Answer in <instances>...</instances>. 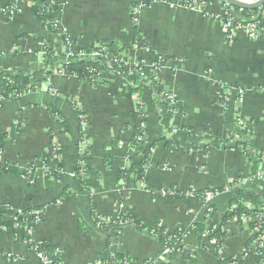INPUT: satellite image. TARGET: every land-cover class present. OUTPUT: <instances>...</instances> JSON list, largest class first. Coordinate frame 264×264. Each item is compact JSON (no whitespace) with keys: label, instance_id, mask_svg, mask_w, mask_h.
<instances>
[{"label":"crops","instance_id":"obj_1","mask_svg":"<svg viewBox=\"0 0 264 264\" xmlns=\"http://www.w3.org/2000/svg\"><path fill=\"white\" fill-rule=\"evenodd\" d=\"M134 1L55 0L59 10L52 16L59 28L51 34L30 12L29 0H0V73L33 74L32 91L16 100L0 95V132H9L22 121L14 139L3 144L0 162L25 168L56 140L65 164L63 177L49 184L43 183L44 173L38 170L37 186H30L19 174L0 172V208L10 205L24 211L44 206L42 220L30 234L41 247L58 249L60 264L100 263L109 232L95 225L92 210L105 220L123 213L150 227L169 230L203 220L200 200L168 199L150 193L147 187L182 194L190 189L223 187L213 203L218 225L232 198L234 205L244 209L252 203L249 189L235 191L230 186L236 177L252 171L249 154L221 146L233 133L245 137L246 149H264V36L249 41L240 32L229 41L218 18L220 0H210L205 10L178 6L174 0L150 4L135 25L131 20ZM10 3L17 13L7 12ZM64 33L76 41V51L112 42L125 61L143 63L147 137L140 148L128 144L136 103L132 77L122 78L110 64L101 62L97 87L67 73L54 72L44 80V72L63 60ZM134 33L148 48L133 43ZM45 45L55 47L51 60L41 58ZM150 51L165 59L156 73ZM153 78L176 101L173 112L160 100L159 85ZM50 87L59 95H51ZM236 89L243 91L241 97ZM73 105L84 119L83 137L90 152L84 165L93 170L84 172L81 184L73 176L81 151L80 122ZM47 106L66 116L70 133L60 132ZM162 137L169 145L160 142L151 149L143 183L135 182L132 175L118 179L117 172L127 166V154L141 152ZM107 151L113 159L108 167L104 164ZM0 222L5 224L0 230V264H42L20 237L10 236L17 227L11 209L0 212ZM221 230L224 237L218 247L222 258L239 256L248 248L251 228L234 219ZM110 240V251L128 256L130 264L145 260L161 264L166 257L155 237L128 222L121 231L111 233ZM182 241L184 252L167 255V264H218V253L208 239L191 233ZM235 264H253V258L242 256Z\"/></svg>","mask_w":264,"mask_h":264},{"label":"trees","instance_id":"obj_2","mask_svg":"<svg viewBox=\"0 0 264 264\" xmlns=\"http://www.w3.org/2000/svg\"><path fill=\"white\" fill-rule=\"evenodd\" d=\"M192 1V0H189ZM205 4H209L210 0H201ZM30 2V12L33 14L34 17H36L40 23L43 25V27L51 34H55L57 31L56 28V18L53 16H49L48 13L54 14L59 10V7L55 0H29ZM136 6L135 3H133L132 7ZM131 7V8H132ZM264 7V6H263ZM262 7V8H263ZM12 8L13 13H17L18 10H16V7H13V3H10L9 9ZM257 10H246V9H238L234 8L235 12L244 19L246 22L252 17L255 16V21H258L259 24L262 23V20L258 16L261 9ZM11 10V9H10ZM131 18H135V16L131 15ZM227 15H223L222 20L226 21ZM134 31L136 32V27L134 26ZM64 41L70 42L73 46L75 45V40L64 34L63 36ZM37 40H41L38 38ZM134 44L139 43L140 47L148 48L147 44L143 41L139 40L136 36V33H134ZM100 46H105L108 51L106 54L101 55L94 59H87V60H81L79 59V54L84 52V50H78L77 54H73L71 56V59L69 62H61V68L57 67L56 65L52 66L50 70H47L44 72V80H47V78L52 74V72H58L59 69H62L65 73L71 74L76 76L78 79L83 80L87 83H89L92 87H97L101 82V74H100V63L101 61L108 62L111 65L112 71L122 77L125 78L127 76L132 77V91L136 94V103H135V109L133 112V122L130 124L132 127V135L129 139V145L133 148H140V145H142L143 141L146 140L147 134L145 131V106L143 104L142 99V89L141 86L144 83V80H142L140 77L137 76L136 73L143 72L144 66L143 63H131L124 60L122 57L119 49L112 43V42H101L95 45H91L88 49L85 51L87 53H95L100 51ZM44 53L41 55L42 60H51L54 55L56 54L55 47L51 45L49 48L44 49ZM150 60L153 64V70H155V66H158L160 62L164 61L165 59H162L159 55L155 54L154 52L150 51ZM166 59H169L168 57ZM43 62V61H42ZM49 65V63H48ZM54 70V71H53ZM33 74L29 72L25 73H15V74H4L0 73V95L4 94L6 99L11 98V100L18 99L22 94L26 92H30L33 90L32 85L30 84V78ZM154 82L159 87L158 95L160 96L163 93V90L160 86V83L158 80L153 78ZM4 88V89H3ZM170 99H165L163 102L165 106H167L172 112L174 111L170 106ZM3 103L0 102V109L2 108ZM74 107V114H76L79 117V139L80 141L83 140V130L81 126V117L82 114L80 111ZM46 111L48 114L53 116L56 120V123L59 127V130L63 134L70 133V124L66 116L57 109L54 106H47ZM22 125V121L16 122L14 124V127L9 132H0V155L2 153V146L5 143V141H11L14 139L15 135L19 132L20 127ZM49 134L53 136L52 132L49 131ZM119 138V136H118ZM230 138H237L239 142H237L235 146L236 151H242L245 150L247 147V143L245 141V137L238 136L236 134H230L229 138L225 140L227 142ZM163 142L165 146H168L169 143L165 141V138H161L158 141H154L153 143L149 144L147 148H144L141 152H136L135 154H127L126 155V161L127 166L123 169H120L117 172V177L120 180H125L129 177V175L133 176V179L137 183H143L144 177H145V171L150 166L149 161V155L151 152V149L156 146V144ZM222 148H229L224 145L221 146ZM111 151H107L104 154V164L106 167L108 165H112V157L110 154ZM258 155H261L262 151H257ZM87 157L90 156L89 148L84 154ZM81 153L78 154L77 157V165L73 172L74 178L77 179V181L81 184L82 179H84L85 175L81 172V169H86L85 171H92V169H88L85 165L81 166V161H84L83 156ZM258 164V160L253 162V169L255 170ZM64 158L62 154V149L60 144L54 140L48 151L40 156L34 157L31 159L30 163L22 169L17 168L16 166L9 165L6 162H0V172H10L13 174H19L25 178V180L28 182L30 186H37L38 181L35 174V171L39 167H45L47 170L44 173L43 176V183L49 184L52 179H61L64 175ZM96 173V172H95ZM238 180V178H236ZM29 181H33L32 183H29ZM230 186H233L230 184ZM231 188V187H230ZM88 189V188H86ZM148 191L156 196H161L164 198H187L185 193H180L177 191L172 190H163V189H155L153 187H147ZM219 191L223 190V187L217 188ZM162 192H165V195H163ZM242 191H238V194ZM202 193V190H199L196 192V195H199ZM252 200L254 203L260 202V197L256 195H252ZM58 200L54 201V204L57 203ZM235 198H232L229 201V208L223 215V218L220 222V224L214 228V223H210V225H206L203 221L196 220L190 227L183 228V227H175L171 232L168 233L169 237H172V239L179 245L180 250L183 249V239L184 237L188 236L191 233H198L202 234L205 231L210 232L209 239L211 240L212 247L215 249V251L218 253L219 247L218 242L224 237V232L221 230V226L227 224L231 220H237L238 223L239 218L241 215L246 214L247 211L241 207L238 203L234 205ZM233 206H235L233 208ZM8 209H11L13 212V216L21 215L22 217L28 215L34 210H44V206L39 207H33L28 210H20L19 207H11L10 205H3L2 208H0V212L7 211ZM18 211H21L17 214ZM216 213V209H215ZM91 214L94 219L95 225H97L101 230L109 231L108 234V241L106 245V249L104 253L102 254L100 258L99 264H124L125 262L130 261V258L124 254L120 253H112L110 251V245H111V233H114L115 231L121 230V226L125 223H131L134 225L138 230L145 231L148 234L155 237L161 245L166 248L168 246V238L165 236V233L168 231V228L166 227H160L155 225L154 227H150L146 225L145 223L139 221L135 217L129 215V214H123L120 213L117 216L111 217L110 222H103V220L100 219V217L97 215L95 210L91 211ZM31 218L29 219H17V225L18 228H24L21 235L19 232V229L16 228L9 232L10 236L13 239H17L20 237L22 241L26 244V246L29 247L30 250L41 253L44 256H46L52 264H60L58 260L59 251L58 249L49 248V247H41L40 244H38L31 236L29 230H32L34 227L31 224ZM241 225V224H240ZM5 226L4 222H0V230L3 229ZM173 251H170L169 254H172ZM218 255V264H231L232 258H222ZM151 264V263H150ZM161 264H167V260H164Z\"/></svg>","mask_w":264,"mask_h":264},{"label":"built area","instance_id":"obj_3","mask_svg":"<svg viewBox=\"0 0 264 264\" xmlns=\"http://www.w3.org/2000/svg\"><path fill=\"white\" fill-rule=\"evenodd\" d=\"M167 0H135L134 3L136 6L131 8V15L135 16V18H131L132 22L134 25L137 23L138 17L140 13L145 9L147 6L150 4L158 3V2H163ZM176 5L178 6H183L186 8H197L200 10H205L206 6L208 4L203 3L201 0H174ZM222 1V12L220 15H218V18L221 20L222 26L226 32V37L229 41H233L237 35L241 32L245 35V37L249 41H257L259 38L264 36V7L261 9L260 13L258 16L262 20V23L259 24L258 21H255V16H252L247 22L242 19L239 16H236V12L231 7L229 4H227L224 0ZM247 2H254L256 0H243ZM11 9V10H10ZM7 10L8 13H13L12 8ZM49 16H52L51 13H48ZM223 15H227L226 21L222 20ZM56 28L58 31V22L56 19ZM56 31V32H57ZM65 34V33H64ZM62 35V41L64 43L65 51H64V57L63 60L59 61L58 64L56 65L57 67L61 68V62H69L71 59V56L73 54H77L78 51L75 50L74 46L67 41H64ZM139 44V43H136ZM51 45H45L43 48V53L45 48H49ZM108 49L105 46H100V51L95 52V53H87L86 51L82 52L79 54V59L81 60H87V59H94L97 58L101 55L106 54ZM105 62V61H101ZM108 63V62H106ZM101 64V63H100ZM109 64V63H108ZM162 62L158 66H155V70L153 72H157L161 66ZM153 67V64H152ZM153 69V68H152ZM54 71V70H53ZM144 72V71H143ZM143 72L136 73L138 77L142 79ZM54 73V72H52ZM57 74H65V72L62 69H59L58 72H55ZM49 93L53 96H58L59 91L56 88L50 87ZM236 93L238 94V97H241L243 94V91L241 89H236ZM170 99V107L175 110L176 108V101L168 96L166 93H162L160 95V100L162 102L165 101V99ZM83 125H84V119L81 117V126L83 130ZM145 131H146V125H145ZM232 134V133H230ZM229 138V136H228ZM227 138V139H228ZM226 139V140H227ZM228 142V143H227ZM227 142L224 141L226 144L225 146L229 147L230 149L235 150V146L238 142L237 138H230ZM145 141H143L142 144H144ZM245 151L247 154L250 156V168H252V171H249L248 174L238 176V180L236 178L233 180V189L235 191L237 190H244V189H249L252 194L260 197V202L259 203H254L252 200V203L245 209L247 211L246 214L241 215L239 218L240 223L243 225H246L247 228H251V238H250V243L248 245V248L245 249L242 253L239 254V256L236 257H231L232 258V263L235 264L239 262V260L242 258V256L246 257L250 255L253 258V264H264V149H262L261 155H258V152L256 151H250V149H245L242 150ZM86 152V142L85 139L81 140V155H84ZM86 155L83 156L85 158ZM258 160V164L256 169H253V162ZM81 166H84V161H81ZM38 170L45 171L47 168L45 167H39L36 169L35 173L38 172ZM81 172L84 174L85 170L81 169ZM33 181H29V183H32ZM228 189V188H226ZM202 193L199 195H196V192L199 190H187L185 191L186 197L187 198H192V199H198L200 200L203 205H204V214H203V222L206 225H210V223H214V228L218 226V221L215 213V206H214V199L217 197V195L221 192L218 189H201ZM231 190V189H229ZM163 195H165V192H162ZM235 207V206H234ZM233 207V208H234ZM21 211H18L20 213ZM97 213V212H96ZM97 215L100 217L103 222H110V217L107 218L106 220L99 214ZM118 215V214H117ZM115 215V216H117ZM43 216V211L40 210H34L28 215L22 217L21 215H14V219L17 221L19 217L23 220L31 218V224L33 227H35L39 222H41ZM97 226V225H96ZM98 227V226H97ZM18 228V225L17 227ZM15 228V229H16ZM99 228V227H98ZM20 235L23 231L24 228H18ZM33 230V229H32ZM32 230H29L31 232ZM173 229L168 230L165 233V236L168 238V246L165 249V255H169L170 251H182L178 247L179 245L172 239V237L168 236V233L171 232ZM210 232L205 231L202 234H198L201 238H205L209 240V243H211V240L209 239L210 237ZM184 248V247H183ZM34 252V251H33ZM220 250L218 251L219 254ZM38 258L41 260L42 264H52V262L43 254L41 253H36L34 252ZM220 256V255H219ZM124 264H130V261L125 262ZM144 264H149V263H144Z\"/></svg>","mask_w":264,"mask_h":264},{"label":"water","instance_id":"obj_4","mask_svg":"<svg viewBox=\"0 0 264 264\" xmlns=\"http://www.w3.org/2000/svg\"><path fill=\"white\" fill-rule=\"evenodd\" d=\"M231 7L246 10H257L264 6V0H256L254 2H247L243 0H224ZM19 220L21 217L18 218Z\"/></svg>","mask_w":264,"mask_h":264},{"label":"rangeland","instance_id":"obj_5","mask_svg":"<svg viewBox=\"0 0 264 264\" xmlns=\"http://www.w3.org/2000/svg\"><path fill=\"white\" fill-rule=\"evenodd\" d=\"M121 229H122V226H121ZM168 230H169V229H168ZM170 230H171V229H170ZM119 231H121V230H118V231H115V232H119ZM108 232H109V231H108ZM115 232H114V233H115ZM176 250H177V249H176ZM182 252H184V250H183ZM165 259H167V255H166ZM165 259H164V260H165ZM130 263H131V262H130ZM144 263L157 264V263H154V262L152 263V261H150V260L140 261V264H144Z\"/></svg>","mask_w":264,"mask_h":264}]
</instances>
